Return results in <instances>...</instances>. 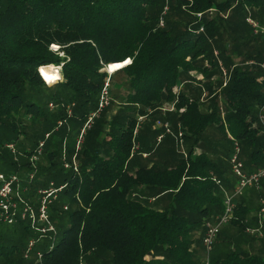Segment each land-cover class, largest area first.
Returning a JSON list of instances; mask_svg holds the SVG:
<instances>
[{
  "label": "trees",
  "instance_id": "1",
  "mask_svg": "<svg viewBox=\"0 0 264 264\" xmlns=\"http://www.w3.org/2000/svg\"><path fill=\"white\" fill-rule=\"evenodd\" d=\"M257 5L264 0H0V166L7 175L35 173L25 182L34 196L51 182L64 186L51 205L56 236L29 250V222L4 224L0 264H201L195 231L224 211L225 192L219 191L223 173L216 174L206 153L195 155V146L208 137L213 152L231 158L237 143L244 169L264 168V53L251 43L264 34L244 27L242 12ZM232 14L236 25L228 20ZM252 17L264 24L262 10ZM128 59L114 73L120 75L125 117L98 122L109 124L108 132L99 130L104 139L96 146L102 151L83 149L84 140L78 171L66 169L64 158L72 163L79 135L72 148L57 129L68 117L64 105H76L81 130L99 108L106 68ZM48 65L62 66L56 85L39 72ZM180 84L186 87L178 94ZM167 105L178 117L173 130L185 132V143L159 149L175 133L167 134L168 122L157 121L156 145L147 141L142 147L140 118L146 121L149 112ZM106 110L87 134L97 131ZM158 115L163 121L166 114ZM13 143L15 153L7 147ZM154 153L163 160L129 171L131 160ZM247 213L246 205L236 207L230 225L246 231ZM209 264H264V257L236 250L215 254Z\"/></svg>",
  "mask_w": 264,
  "mask_h": 264
},
{
  "label": "rangeland",
  "instance_id": "2",
  "mask_svg": "<svg viewBox=\"0 0 264 264\" xmlns=\"http://www.w3.org/2000/svg\"><path fill=\"white\" fill-rule=\"evenodd\" d=\"M241 8V7H240ZM239 9V7L236 8V10ZM235 10V11H236ZM248 11H243L244 14V20H245V24L244 27H251V25L247 24L248 23V19H252L253 21H256V19L254 17H252L253 12H259L260 10L263 11L264 13V6L263 5H257V6H252L251 8H247ZM225 18H228L229 12L225 13ZM234 16H237L236 14H234ZM228 20H234L233 14L230 16V18ZM231 21L230 24L231 25H236V21ZM257 24H259V26L264 27V24L261 23L260 20L256 21ZM242 25V26H243ZM252 28V27H251ZM253 32L255 33V30L253 29ZM252 32V33H253ZM251 43L253 45H257V49H260L261 53H264V38L261 37L260 39L256 40V39H252ZM216 55H218V52H216ZM236 58V57H234ZM259 60V58H258ZM261 63L262 61L259 60ZM258 63V62H257ZM220 67L224 70H226V65L224 62H220ZM263 68V67H262ZM264 70V68L262 69ZM195 77H197L196 74H193ZM199 77H197L198 79H202V77L200 75H198ZM226 80L228 79L227 76H225ZM264 77V76H263ZM60 82V81H59ZM58 82L51 84V85H56ZM121 83L120 81V75L119 74H113L112 77V84H113V93L111 96V101H110V105L107 107V110L105 111V113L102 114L101 118L97 121L95 127H97V131L95 133H92L91 135H89V133L86 136L85 141L87 142L86 144H84V146L82 147L83 149H87V148H91L93 150H100L102 151V149H100L99 147L96 146L97 143L102 144L103 143V139L104 136L102 135V133L99 130H104V132H108V127L109 124H104V128H102L101 126H98V122L100 121H104L106 120L108 121H112L113 119L117 118V117H125L126 115V106L124 104V102L121 99V96L123 95V91L120 89L119 84ZM213 83H217L216 82V78H214ZM186 87V84H180L179 88L177 89V93L180 94V92L182 90H185L184 88ZM196 86L193 84V88H195ZM218 91V90H216ZM116 92V94H115ZM64 109L67 113V119L63 122L62 126H58V130L60 131V133L63 134L64 136H68V143L70 142V147H74V144L76 142V139L79 135L80 132V126H82V115L76 111V105L73 103H69V104H65L64 105ZM72 113V116L69 117L68 112ZM97 110L91 111V113H95ZM170 111H175L173 109V106L171 105H167L165 107H163L162 109H159L155 112H149L148 116L146 117V121L143 120L141 123V130H142V134L145 136L144 140L141 141V146L144 147L146 142L148 141V143H150L149 145H156V137L157 135H152V129L155 126L154 124H156L157 121H160L162 123H169L171 125L170 128H172V132H174V137H170L169 135H167V139L166 142H164L161 147L159 149H161L164 145L168 144L169 146L171 145H176L179 146L181 148V145L185 143V140H181L182 136H180V133L182 132L183 135H185V132H183L181 129L178 131L173 130V126L175 123L178 122V117L176 116V113H169ZM159 112L160 113H164L166 115H164L163 121L159 120ZM89 114V115H90ZM169 114V115H168ZM145 121V122H144ZM157 122V123H160ZM158 125L160 124H156L155 128H158ZM153 129V130H154ZM103 132V131H102ZM150 138L148 139L149 135ZM261 134H263V132L261 131ZM184 137V136H183ZM207 143L209 144V146L207 145ZM213 142L212 139L210 138H206L205 141H200L194 148V153L195 155H199L202 153H206L208 155V157H211L212 162L217 166L216 169V174L220 177V175L222 176L223 173V186L219 188V191L222 192L224 194V192H227L229 194H231V192L233 191L232 189H234V186L239 182L238 177H234L232 172H231V167H230V153L229 155H223L222 152L220 153H216L214 151V147L212 146ZM178 147V148H179ZM146 148V147H145ZM158 149V150H159ZM180 150V149H179ZM231 152V151H230ZM152 158V159H151ZM149 158L148 160L143 159L142 157H137L136 159H133L130 161L129 163V171L131 173L136 172L137 169L141 168V167H148L150 165H152L153 162L156 161H161L163 160L162 156L160 153H154L153 156ZM0 171L5 173L2 170V166H0ZM217 171L220 173V175L217 173ZM246 174H251L253 172H250L247 169H244ZM218 177V178H219ZM226 180V181H224ZM261 182V181H260ZM258 183V186L254 185V186H249L247 187L244 191H243V195L240 196L238 198V202L236 203V207L242 205V204H247V215L245 216L246 218V223H248L249 225H251L250 228H248L246 231L243 227H239L236 225H229L227 227L223 226L221 229L220 234L218 235V238L216 239V242L214 244V248L212 250L211 253H208L207 249L204 247L203 244V236L204 233L207 229L208 224H214L217 222V217L219 216H211L208 217L206 219V224H205V228H197L196 229V235L199 236V242L197 244H195L194 249L196 252V256L198 261L201 264L206 263V261L208 259H212L213 256L216 254L217 255H224L227 254L229 252H233L238 250L239 252H253L256 255H260L264 257V238L261 239V237L264 236L263 231H264V227H261L260 224L258 223V227H257V222L261 220V216H260V211L262 208V201H264V180ZM27 187L29 189L28 193H26V197L30 198L32 201H35V196L33 194V186L27 184ZM261 227V228H260ZM261 230V234L257 235V232L252 233L253 230ZM256 234V235H255ZM44 239V238H43ZM245 250H241L240 247Z\"/></svg>",
  "mask_w": 264,
  "mask_h": 264
},
{
  "label": "built area",
  "instance_id": "3",
  "mask_svg": "<svg viewBox=\"0 0 264 264\" xmlns=\"http://www.w3.org/2000/svg\"><path fill=\"white\" fill-rule=\"evenodd\" d=\"M248 23L255 30V34H264V27L259 26L252 19H248ZM113 73L109 74V77L105 81L104 87L102 89L99 108L95 113H91L88 116L84 126L80 130L79 137L77 139L76 145V155L73 157L72 163L66 161L64 158V167L66 169H73L78 171L79 162L77 159V152L79 151L81 145L85 140V136L87 131H89L96 118H99L103 109L107 108L110 105L113 86H112V77ZM226 75V74H225ZM51 109L55 106L53 104L50 105ZM69 117L72 116V113L68 112ZM144 119L140 118L139 122H142ZM260 121L264 127V105L261 107L260 112ZM64 121L59 122V125L62 126ZM159 126V125H158ZM159 128V127H158ZM167 134H173L170 128V124L167 123L164 125ZM138 129L135 134H137ZM180 136H183L182 132ZM49 135H47V138ZM164 135H160L158 137V142H161ZM44 141L41 142L40 148L38 150L39 153H42L44 147ZM7 147L16 152L14 143L11 145H7ZM139 146L136 144L134 146L133 151L138 150ZM240 147L236 143L234 147V151L230 158V163L232 164L233 173L236 177H238L239 182L235 186V190L232 194L225 192L224 194V211L217 217V222L214 224H208L206 232L203 237L204 247L207 249L208 253H211L216 239L221 232L223 226L227 227L230 225L233 217L234 210L236 208V199L243 195V191L249 186H258V183L264 177V168L259 169L256 172L251 174H246L244 171V163L240 160ZM145 157L147 155H144ZM38 156H34L31 158L33 163L37 162ZM35 173H25L23 175H19L16 173L5 174L0 172V228L2 225L13 226L17 224L19 220L27 221L30 224L31 230L33 231V235L29 238L28 249H34L39 241L45 237L53 238L57 234V228L52 222L51 218V205L54 201L57 200L59 192L64 189V186L57 187L54 182H51L47 188H39L35 193V201H32L30 198L26 197V193H28L29 189L25 186V182L28 180L32 182L34 180ZM217 183L220 184L218 179ZM262 208L260 211L261 220L259 222L260 226H264V201H262ZM65 210H68V206H64ZM260 227V228H261ZM257 232V235L262 236V232L260 229L253 230L252 233ZM256 235V234H255ZM39 259L42 258V254L38 252ZM28 256V255H27ZM208 259L206 264H209ZM81 264H87L86 261L81 260Z\"/></svg>",
  "mask_w": 264,
  "mask_h": 264
},
{
  "label": "clouds",
  "instance_id": "4",
  "mask_svg": "<svg viewBox=\"0 0 264 264\" xmlns=\"http://www.w3.org/2000/svg\"><path fill=\"white\" fill-rule=\"evenodd\" d=\"M61 68H62V66L56 67V66L48 65L47 66V70H46L45 67H40L39 68V72L43 76L44 80L49 85H51V84H54L56 82H59V81L63 80V75L61 73Z\"/></svg>",
  "mask_w": 264,
  "mask_h": 264
},
{
  "label": "water",
  "instance_id": "5",
  "mask_svg": "<svg viewBox=\"0 0 264 264\" xmlns=\"http://www.w3.org/2000/svg\"><path fill=\"white\" fill-rule=\"evenodd\" d=\"M55 49H59V48H58V47H55ZM127 61H130V62H129V63L122 62V63H117V64H110V65L106 68V71H107L108 73H112V72H110L112 66H121V65H122L121 68H124L125 66H127V65H129V64L131 63V60H130V59H128ZM61 69H62V68H61ZM119 70H120V69H119ZM113 73H114V72H113Z\"/></svg>",
  "mask_w": 264,
  "mask_h": 264
},
{
  "label": "bare ground",
  "instance_id": "6",
  "mask_svg": "<svg viewBox=\"0 0 264 264\" xmlns=\"http://www.w3.org/2000/svg\"><path fill=\"white\" fill-rule=\"evenodd\" d=\"M121 67H122V65H121V66H118V67H113V66H112L110 72H112V73H113V72H116V71H118L119 69H122Z\"/></svg>",
  "mask_w": 264,
  "mask_h": 264
},
{
  "label": "snow or ice",
  "instance_id": "7",
  "mask_svg": "<svg viewBox=\"0 0 264 264\" xmlns=\"http://www.w3.org/2000/svg\"><path fill=\"white\" fill-rule=\"evenodd\" d=\"M130 61H125V63H129ZM113 67H118V66H113Z\"/></svg>",
  "mask_w": 264,
  "mask_h": 264
},
{
  "label": "crops",
  "instance_id": "8",
  "mask_svg": "<svg viewBox=\"0 0 264 264\" xmlns=\"http://www.w3.org/2000/svg\"><path fill=\"white\" fill-rule=\"evenodd\" d=\"M244 205H246L247 206V204H244ZM205 264V263H204Z\"/></svg>",
  "mask_w": 264,
  "mask_h": 264
}]
</instances>
